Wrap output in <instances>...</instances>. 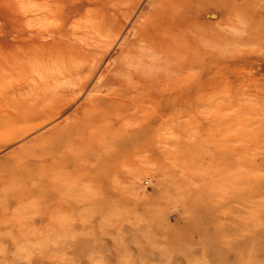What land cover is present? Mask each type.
Here are the masks:
<instances>
[{
    "label": "rangeland",
    "instance_id": "1",
    "mask_svg": "<svg viewBox=\"0 0 264 264\" xmlns=\"http://www.w3.org/2000/svg\"><path fill=\"white\" fill-rule=\"evenodd\" d=\"M155 1L0 0V264H264V0L186 7L205 64L160 107L169 153L141 152L108 185L81 181L83 158L21 182Z\"/></svg>",
    "mask_w": 264,
    "mask_h": 264
},
{
    "label": "bare ground",
    "instance_id": "2",
    "mask_svg": "<svg viewBox=\"0 0 264 264\" xmlns=\"http://www.w3.org/2000/svg\"><path fill=\"white\" fill-rule=\"evenodd\" d=\"M194 1H155L150 12L143 14L145 17L140 20L133 37L126 39L120 55L99 75L93 86L95 93L69 115L70 120L66 124L43 141L46 145L42 147L44 150L40 149L41 145L31 151L35 154L40 149L37 157L41 163L34 164V169L31 170L34 171L33 174H25L20 178L21 182H24L26 176L28 181L49 179L51 176L54 178L57 167L68 166L72 159L83 158L86 167H74L81 181L93 180L108 185V174L122 177L118 165L141 164L140 159L133 158L141 152L151 151L152 161L159 146L170 152L172 134L176 132V128L170 118L159 122L162 117L160 107H163V102H173L174 92L178 88H183L184 93L188 92L190 75L194 70L202 69L205 64V60L201 58H204L207 44L205 37L200 34L199 38L197 35L200 26L198 25L195 33L192 32L194 34L191 39L190 27L185 23L186 7ZM241 1L248 3L247 0ZM221 2L223 0H209L212 4ZM217 16L216 12L206 14L211 19ZM88 21L90 23L91 19ZM99 66L100 60L94 63L93 68L88 69L86 80L80 83L81 88L87 85ZM202 82L203 80L199 84L202 85ZM125 104L132 107L131 112L125 108ZM155 121L160 129H164L165 136L160 139L159 144L152 133L154 128L151 123ZM88 161L96 162L95 175L89 173ZM104 162L109 164L108 167L102 164ZM70 173L72 174L71 171Z\"/></svg>",
    "mask_w": 264,
    "mask_h": 264
}]
</instances>
